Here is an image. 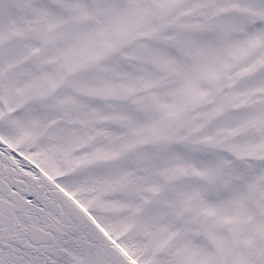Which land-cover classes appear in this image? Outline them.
Wrapping results in <instances>:
<instances>
[{"label": "snow or ice", "instance_id": "1", "mask_svg": "<svg viewBox=\"0 0 264 264\" xmlns=\"http://www.w3.org/2000/svg\"><path fill=\"white\" fill-rule=\"evenodd\" d=\"M0 264H264V0H0Z\"/></svg>", "mask_w": 264, "mask_h": 264}]
</instances>
